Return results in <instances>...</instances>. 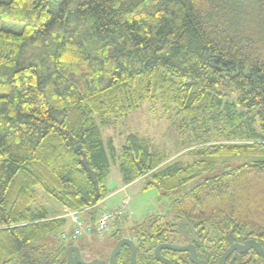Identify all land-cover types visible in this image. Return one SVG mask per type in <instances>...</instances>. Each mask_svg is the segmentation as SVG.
I'll return each instance as SVG.
<instances>
[{
  "label": "trees",
  "instance_id": "16d2710c",
  "mask_svg": "<svg viewBox=\"0 0 264 264\" xmlns=\"http://www.w3.org/2000/svg\"><path fill=\"white\" fill-rule=\"evenodd\" d=\"M146 102L193 135V162L167 164L137 134L104 141L100 125ZM232 157L256 160L205 177ZM114 164L169 203L130 231L137 264L157 263L179 222L201 230L209 264L233 236L264 245V0H0V264H70L66 214L107 198Z\"/></svg>",
  "mask_w": 264,
  "mask_h": 264
},
{
  "label": "rangeland",
  "instance_id": "374dc122",
  "mask_svg": "<svg viewBox=\"0 0 264 264\" xmlns=\"http://www.w3.org/2000/svg\"><path fill=\"white\" fill-rule=\"evenodd\" d=\"M110 119V125H100L101 134L106 143L112 140L118 149L125 144L128 135L137 134L150 139L155 151L165 153L169 158L167 164L176 161L193 162L196 159L195 156L187 153L188 150H185L193 135L184 131L187 128L182 130L180 127L173 125L167 119L161 105L155 107L152 102H146L141 109L131 113L125 119ZM254 160L256 159L251 157L220 159L215 171L205 177L215 176L235 167L249 164ZM149 181L150 177H143L127 185L123 181L119 165L114 164L107 181V198L95 210L81 212L79 214L81 219L91 221L93 214L97 211H115L122 207L125 198L129 197L128 216L123 224L113 226L111 234L120 230L121 236L131 239L130 231L147 220L158 216L170 217L168 200L157 188H148ZM197 182L194 181L192 184ZM40 203L56 210L58 214H64L63 208L56 201L48 200L42 196ZM69 223L71 226L70 219ZM111 234L104 236L85 235L74 242V245L81 250L82 256L86 255L87 259L94 257L107 261L109 254L115 249L118 239L117 237H110Z\"/></svg>",
  "mask_w": 264,
  "mask_h": 264
},
{
  "label": "water",
  "instance_id": "95a60500",
  "mask_svg": "<svg viewBox=\"0 0 264 264\" xmlns=\"http://www.w3.org/2000/svg\"><path fill=\"white\" fill-rule=\"evenodd\" d=\"M184 226L191 228L193 232H195V228L191 223H188V222L179 223V232H182L185 235V237L188 238L187 233L183 229ZM233 239L234 238L230 239L231 247L220 258L219 264H225L228 257L235 251L243 253L250 249H255L261 256L264 257V249L256 241L250 240L244 246H242V245L233 244ZM124 247H128L131 250V264H137V249H136L135 243L131 239H128V238H123L117 243L115 249L113 250L110 256L109 264H116V259ZM162 250H168V251H172L175 253H188L189 259L193 264H208L205 261L200 260L198 258L196 247L194 245L182 246V245H176V244L169 243V244H162L158 246L155 252V256L157 260L164 264H173L168 259L162 256L161 254ZM67 254H68L70 264H102V262L99 259L85 261L82 256L81 250L76 246L70 247L68 249Z\"/></svg>",
  "mask_w": 264,
  "mask_h": 264
},
{
  "label": "flooded vegetation",
  "instance_id": "af4514ba",
  "mask_svg": "<svg viewBox=\"0 0 264 264\" xmlns=\"http://www.w3.org/2000/svg\"><path fill=\"white\" fill-rule=\"evenodd\" d=\"M179 223L177 224V226L175 228L172 227V228H167L166 229V232H168V235H171L172 237L169 239V241L163 240L164 242L159 243L154 248V250H153L154 256H155L156 248L158 246H160L162 244H169L170 243V244H176V245H182V246L194 245L196 247L198 258L200 260H203L200 257L199 248L196 245V242L200 240V232H201V230L196 229V227L194 226L195 232H193L191 228H189L187 226H184L183 229L185 230V232L188 235V238H186L185 235L182 232H179ZM231 238H234L233 239V244L242 245V246H244L248 241L254 240L257 243H259L261 245V247L264 249V245L262 243L258 242L255 239H252V238L248 237L247 235L243 236V237H235V236H233ZM230 239H229V244H230L229 248L231 247ZM150 248L151 247H149V249ZM228 249L226 250V252L228 251ZM161 254H162V256L164 258L168 259L173 264H177V259L173 255L172 251L162 250ZM180 254H184L189 259V254L188 253H180ZM145 256H147V254H144V257ZM155 258H156V256H155ZM156 261H157V263H155V264H164V263L158 261L157 258H156ZM203 261H205V260H203ZM219 261H220V259L218 260V262L216 264H219ZM206 263H208V262H206ZM225 264H264V257L261 256L255 249H250V250L245 251L243 253L235 251L228 257V259L226 260Z\"/></svg>",
  "mask_w": 264,
  "mask_h": 264
},
{
  "label": "built area",
  "instance_id": "2783aa9c",
  "mask_svg": "<svg viewBox=\"0 0 264 264\" xmlns=\"http://www.w3.org/2000/svg\"><path fill=\"white\" fill-rule=\"evenodd\" d=\"M130 198L123 201V206L111 212H103L99 218L94 221H85L81 219L79 212H67L66 217L70 219L71 230L64 236L67 242H76L85 235L104 236L111 234L113 226L123 224L128 216V205Z\"/></svg>",
  "mask_w": 264,
  "mask_h": 264
}]
</instances>
